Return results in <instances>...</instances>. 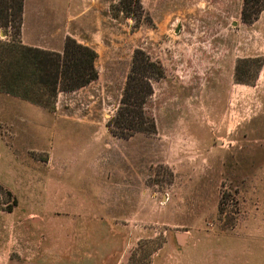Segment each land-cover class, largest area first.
Returning <instances> with one entry per match:
<instances>
[{
	"label": "rangeland",
	"instance_id": "rangeland-1",
	"mask_svg": "<svg viewBox=\"0 0 264 264\" xmlns=\"http://www.w3.org/2000/svg\"><path fill=\"white\" fill-rule=\"evenodd\" d=\"M139 1L58 0L97 80L49 108L0 92V264H264V5L245 24L242 0ZM137 49L162 70L156 131L121 139Z\"/></svg>",
	"mask_w": 264,
	"mask_h": 264
},
{
	"label": "trees",
	"instance_id": "trees-1",
	"mask_svg": "<svg viewBox=\"0 0 264 264\" xmlns=\"http://www.w3.org/2000/svg\"><path fill=\"white\" fill-rule=\"evenodd\" d=\"M242 1L241 21L250 24L262 11L264 0ZM22 2L0 0V29L5 35L7 28L12 29L16 38L0 43V87L4 90L0 92L20 96L35 105L49 108L59 93L77 91L97 80L98 72L94 65L96 54L90 47L70 37L65 39L61 52L22 45L17 40ZM122 5L126 12H131L132 7V12H141L139 0H122ZM161 77L160 66L141 50H135L117 109L107 124L111 135L126 139L134 134L155 133L154 119L145 106L152 95L151 82ZM253 78L251 76L249 80ZM16 86L21 88V93L15 90ZM0 196L7 200V205L0 210L11 212L16 206V199L1 186Z\"/></svg>",
	"mask_w": 264,
	"mask_h": 264
},
{
	"label": "crops",
	"instance_id": "crops-1",
	"mask_svg": "<svg viewBox=\"0 0 264 264\" xmlns=\"http://www.w3.org/2000/svg\"><path fill=\"white\" fill-rule=\"evenodd\" d=\"M58 0H23L19 40L22 45L61 52L66 36L57 28L55 6Z\"/></svg>",
	"mask_w": 264,
	"mask_h": 264
},
{
	"label": "water",
	"instance_id": "water-1",
	"mask_svg": "<svg viewBox=\"0 0 264 264\" xmlns=\"http://www.w3.org/2000/svg\"><path fill=\"white\" fill-rule=\"evenodd\" d=\"M0 35H1L2 37H4V35H3L2 33H1Z\"/></svg>",
	"mask_w": 264,
	"mask_h": 264
}]
</instances>
